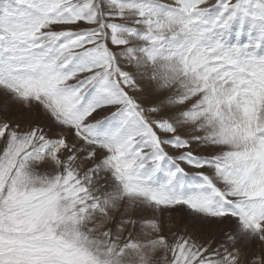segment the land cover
Returning <instances> with one entry per match:
<instances>
[{
	"label": "snow or ice",
	"instance_id": "obj_1",
	"mask_svg": "<svg viewBox=\"0 0 264 264\" xmlns=\"http://www.w3.org/2000/svg\"><path fill=\"white\" fill-rule=\"evenodd\" d=\"M0 264H264V0H0Z\"/></svg>",
	"mask_w": 264,
	"mask_h": 264
},
{
	"label": "rangeland",
	"instance_id": "obj_2",
	"mask_svg": "<svg viewBox=\"0 0 264 264\" xmlns=\"http://www.w3.org/2000/svg\"><path fill=\"white\" fill-rule=\"evenodd\" d=\"M184 222H187V220L185 219ZM177 223L180 224L181 223V219H180V214H178V217H177Z\"/></svg>",
	"mask_w": 264,
	"mask_h": 264
}]
</instances>
